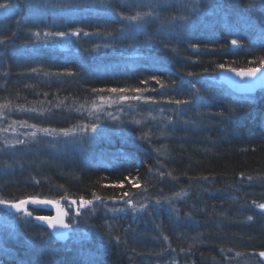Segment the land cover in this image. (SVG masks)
Wrapping results in <instances>:
<instances>
[{"label": "trees", "instance_id": "1", "mask_svg": "<svg viewBox=\"0 0 264 264\" xmlns=\"http://www.w3.org/2000/svg\"><path fill=\"white\" fill-rule=\"evenodd\" d=\"M7 2L14 10L0 16V114L20 111L40 129L56 131L102 121L104 131L56 145L43 131L36 141L0 142V198L79 203L93 193L103 201L127 192L132 201L146 192L148 204L138 214L112 215L97 200L79 216L72 211L74 230L102 235V248L87 245L97 254L57 241L35 217L16 219L0 228V264H259L264 214L252 202L264 203V90L241 95L207 80L223 70L218 64L260 66L259 3L248 9L247 0H213L215 8L208 0ZM137 11L153 15L141 22L120 15ZM48 21L91 35L76 38L72 52L31 46L32 33L44 34ZM232 39L242 47L233 49ZM101 100L113 101L110 110L90 113ZM5 207L0 222L12 209ZM31 211L39 216L47 208Z\"/></svg>", "mask_w": 264, "mask_h": 264}, {"label": "rangeland", "instance_id": "2", "mask_svg": "<svg viewBox=\"0 0 264 264\" xmlns=\"http://www.w3.org/2000/svg\"><path fill=\"white\" fill-rule=\"evenodd\" d=\"M41 1H45V0H32V2L35 4L34 6H38ZM64 1H69V0H64ZM50 2H52V0H50ZM67 4V3H66ZM12 10H14V7H12ZM11 10V11H12ZM68 9H64V8H60L59 11H67ZM10 12V11H9ZM6 13L3 12V10H0V16H4ZM59 22H55V21H48L46 22V25L44 27L45 33H56V32H72V31H76V30H80V29H58L56 28V26H58ZM81 34H84V32L81 31ZM81 34L79 36H73V35H69L66 37H54V36H50L48 38H44V34H41V39L37 40L34 37L33 40V44L31 46H39V45H51V46H55V48H57L60 51H64L66 52H72V51H77L76 47H77V43H76V38H79L81 36ZM88 36V35H85ZM149 45H152V43L150 42ZM98 48V47H96ZM209 82H214V83H222L220 81V77L219 74L217 75H211L208 77L207 79ZM123 101H125V99H123ZM110 100H101L99 104H97L96 106L92 107L89 109V112H100L101 109H105L109 104ZM124 104H126V102H124ZM112 107V106H109ZM109 107H107L108 110ZM116 108V107H115ZM16 111V110H15ZM110 111H106V114H110ZM15 117H17L18 119L16 120ZM26 119H30L29 117H27V115H23L20 111H16L15 114H13L11 111H6L2 114H0V142L2 143H6L10 146H14L17 144H22V143H27V141H36V139L38 138L37 135H39L41 133V129L38 126H35V124H33V122L27 121ZM102 121L100 123L97 124V129L98 130H103L102 129ZM33 125L35 127H33ZM85 125V124H83ZM90 126V125H89ZM79 127H76L74 130V134H72L74 137H78L79 134H85V133H81L79 132ZM51 130L50 128H46ZM104 131V130H103ZM33 133L35 135H33ZM90 135H93L94 133L91 132L90 130L87 132ZM41 134H43L44 136H46V138H49L51 141L53 140L55 142V145L58 143H66L68 141V139L70 138V135H63L61 133V131H55V132H42ZM17 141H22V143H17ZM141 196H135L132 199V205H135V207L137 209H140L141 205H147L148 202L146 201L147 196H146V192H144V194H140ZM40 199V198H39ZM50 200V199H47ZM127 200H131L129 197H125L123 199L117 198V199H104L102 200H97L99 203V206L104 207L105 211L109 212L112 215H121V214H127V213H133V214H138L144 211L145 208L140 209V210H133V206L130 204H127L126 201ZM55 201V200H52ZM96 201V202H97ZM94 202V203H96ZM144 202V203H141ZM102 204V205H101ZM68 211L70 213V224L72 225V231L70 236L67 239V243H78L81 246H86L84 249L88 252H92L94 254H97L96 249H92L93 251H90L89 248H87L88 243L89 244H98V249L102 248L100 245L103 244V239H102V235L97 233V236L99 237V241H98V237H96V233L93 234L94 232H92L91 230L87 229L86 227H78V229L74 230L73 229V224L71 223V213L72 211H74L75 215L79 216L81 212H83L84 210H91V208L93 206H88V207H81L79 203L76 202V204H66ZM26 207L28 208L29 211H31L32 208L38 207L37 205H32V204H28L26 205ZM6 208V207H5ZM79 208V214H77V209ZM119 209V211H112V209ZM6 211H9V215H5L3 216L2 214V221L0 222V228L4 227V230H7L9 226H13L15 224L16 219H20L21 217L24 219L27 218H34L35 216L32 215L31 217H28L25 213L23 212H17L16 210L13 209H5ZM8 216V217H6ZM5 217V218H4ZM11 234H13V230L11 229ZM93 235V236H92ZM65 242V243H66ZM169 253V252H168ZM227 260V259H226ZM172 261V260H171ZM170 261V262H171ZM168 262V261H167ZM173 262V261H172ZM165 264H173V263H165Z\"/></svg>", "mask_w": 264, "mask_h": 264}, {"label": "snow or ice", "instance_id": "3", "mask_svg": "<svg viewBox=\"0 0 264 264\" xmlns=\"http://www.w3.org/2000/svg\"><path fill=\"white\" fill-rule=\"evenodd\" d=\"M257 2L259 3V7L261 9H264V0H247V8L248 9H252L254 8V6L257 4ZM208 4L211 8H215L216 5L213 3V0H208ZM0 10H3L4 13H8L9 11L12 10V5L11 3L7 2V0H0ZM196 8H193L192 11H196ZM121 17L124 20H127L129 22H141L145 19V17L148 16H152L153 13L151 11L148 12H139L137 11L135 15H130V16H126L123 13H120ZM173 20L177 19V17H173ZM179 19L182 20H186L188 19L187 16H180ZM241 19H243L245 21V23L248 22V18L246 16H242ZM82 30H76V31H72V32H56V33H44V38H48L50 36H54V37H66L69 35H73V36H79L81 34ZM32 35L37 39H41V34L40 32H34L32 33ZM84 35H91L90 33H84ZM4 40L0 39V43H3ZM108 45H105V47H107ZM230 46L235 47V48H240L242 47V41L239 39H232L230 42ZM97 47H99V45H97ZM194 47H198L195 46ZM259 67H249L247 69H236V68H231L228 67L226 68L225 64H218L217 67L220 69H226L227 71H231L234 72L237 76L241 77V78H248V79H258L257 74L259 73L261 76H264V72L261 71V69H264V56L259 58ZM32 71H36V69H33ZM70 74V73H69ZM151 79L156 80L157 83H160V81L157 79V77L153 76L151 77ZM145 83H147V81H145ZM262 85H264V83H262ZM161 87H164L163 84H161ZM193 88H195V85L192 86ZM109 91L111 92H126L128 90L126 89H110ZM133 91L139 93L142 91V89L137 88L134 89ZM122 99H133V100H140V99H144V97L142 96H124L122 97ZM170 102H174L176 104H188L190 103L189 100H175V101H170ZM233 111H235V109H233ZM33 127H35L33 125ZM97 129V125L95 123L91 124L90 126L88 125H82L79 127V132L81 133H87L89 130L93 133L96 132ZM41 131L43 132H55L56 130H49V129H41ZM61 133L65 136L67 135H72L74 134V130L72 129H61L60 130ZM33 135H35L33 133ZM17 143H22V141H17ZM161 175H163V173H161ZM170 175V173H169ZM249 180H251V177H248ZM93 195V199H85L84 197H80L79 203L81 207H88V206H92L94 203V200H101L102 198L100 196H97L95 193L92 194ZM124 196H128V193L125 192L123 193ZM177 196H179L180 194L177 193ZM57 204V207H59L58 202L52 201V200H41L39 198L36 197H28L25 199H21L19 201H9L3 198H0V205H4L6 207H11L13 209H15L17 212H23L25 213L28 217H31L33 215V211H35V209L33 211H29L28 208L26 207V205L28 204H32V205H37V206H46V205H52V204ZM73 204H76V201L73 200L72 201ZM127 204L132 205V201L131 200H127L126 201ZM253 205L255 207H257L258 209L261 210V213L264 214V203H257L256 201L252 202ZM133 206V210H140L146 207V205H141L140 209H137L135 207V205ZM95 209L93 208V211ZM112 211H119V209H112ZM77 214H79V208L77 209ZM68 215L67 211H62L61 213H59L57 216H35V219L38 221H43L45 222L49 228L53 229L57 238L58 239H62V240H66L68 239V233L66 232H62V231H58L59 229H70L72 226L71 224L67 223L65 220V217ZM247 219L249 221H251L253 219V216H248ZM165 240L168 239L167 236L164 237ZM221 251L223 252L224 250L221 249ZM231 251V250H229ZM237 256L240 255V253L236 254ZM259 257L264 258V251H259L257 254ZM259 264H264V259L259 261Z\"/></svg>", "mask_w": 264, "mask_h": 264}, {"label": "water", "instance_id": "4", "mask_svg": "<svg viewBox=\"0 0 264 264\" xmlns=\"http://www.w3.org/2000/svg\"><path fill=\"white\" fill-rule=\"evenodd\" d=\"M232 48L237 49L235 47H232ZM261 71L264 72V69H261ZM219 77H220V81L222 82V84H224L232 92H235L237 94H241V95L255 94L258 91L264 90V85H262V83H264V76H261L259 73L257 74L258 79L252 80V79H248V78H241V77L237 76L234 72L227 71L226 69H223L219 73ZM41 200H47V199H41ZM55 202H58L59 207H57V204H55V203L52 205H46L44 207L47 208V210L49 211L50 214H43V215H39V216H57L62 211H67L68 215L65 217V220L67 223L70 224V213L68 211L66 204H72V201L69 199H60V200L55 201ZM259 211L261 212L260 209H259ZM38 222L45 225L46 227H48V225L45 222H43V221H38ZM49 229L53 232L57 241H60V242H66L67 241V239L66 240L58 239L54 230L51 228H49ZM58 231L68 233V237H69L70 233L72 231V227L70 229H59ZM261 251H264V250H261ZM258 252H257V254H258ZM258 258L260 260L264 259V258H261L259 256H258Z\"/></svg>", "mask_w": 264, "mask_h": 264}, {"label": "flooded vegetation", "instance_id": "5", "mask_svg": "<svg viewBox=\"0 0 264 264\" xmlns=\"http://www.w3.org/2000/svg\"><path fill=\"white\" fill-rule=\"evenodd\" d=\"M9 208H11V207H9ZM12 209H13V208H12ZM13 210H15V209H13ZM46 214H50L48 210H47Z\"/></svg>", "mask_w": 264, "mask_h": 264}]
</instances>
